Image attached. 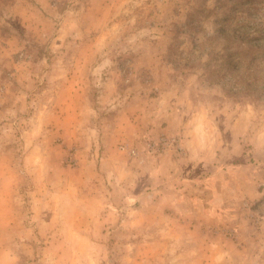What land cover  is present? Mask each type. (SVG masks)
I'll return each instance as SVG.
<instances>
[{
  "label": "rangeland",
  "instance_id": "374dc122",
  "mask_svg": "<svg viewBox=\"0 0 264 264\" xmlns=\"http://www.w3.org/2000/svg\"><path fill=\"white\" fill-rule=\"evenodd\" d=\"M259 189L264 0H0V264H264Z\"/></svg>",
  "mask_w": 264,
  "mask_h": 264
},
{
  "label": "crops",
  "instance_id": "0c3cea01",
  "mask_svg": "<svg viewBox=\"0 0 264 264\" xmlns=\"http://www.w3.org/2000/svg\"><path fill=\"white\" fill-rule=\"evenodd\" d=\"M232 171H233V170H232ZM263 193H264V189H259V190L257 191V197H261Z\"/></svg>",
  "mask_w": 264,
  "mask_h": 264
},
{
  "label": "built area",
  "instance_id": "2783aa9c",
  "mask_svg": "<svg viewBox=\"0 0 264 264\" xmlns=\"http://www.w3.org/2000/svg\"><path fill=\"white\" fill-rule=\"evenodd\" d=\"M161 142H163V140H160ZM161 145L163 144V143H160Z\"/></svg>",
  "mask_w": 264,
  "mask_h": 264
}]
</instances>
